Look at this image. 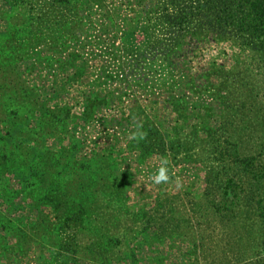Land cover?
I'll use <instances>...</instances> for the list:
<instances>
[{
  "label": "rangeland",
  "instance_id": "1",
  "mask_svg": "<svg viewBox=\"0 0 264 264\" xmlns=\"http://www.w3.org/2000/svg\"><path fill=\"white\" fill-rule=\"evenodd\" d=\"M146 3L83 0L78 10L81 27L75 37L64 41L60 53L47 43L32 53H18L14 72L22 84L18 95L0 101L4 122L0 150L4 145L5 150L25 154L27 161H20L10 173H0V264H220L219 257L226 254L227 237L222 240L213 216L194 219L193 201L205 190L206 164L169 147L147 152L130 135L146 120L158 125L169 140L174 126L184 127V134L193 127H218L223 105L212 87L222 81L220 71L236 72L250 64V53L231 40L203 35L190 44L186 37L177 68H168L162 53L155 61L147 55L136 68L131 64L134 57L122 52V39L126 24L137 18L139 4ZM9 11L10 0H0V34L14 21ZM144 41L139 27L135 44ZM72 54L75 65L69 62ZM263 78L262 74L261 85ZM26 89L31 98L20 95ZM178 99L185 102L186 121L175 111ZM90 101L94 104H89L87 116ZM48 111H59L50 122ZM200 135L206 139L207 133L201 130ZM162 157L170 160L169 174L175 175L169 183L154 185L149 176ZM117 186H124L119 196L123 203L113 196L112 188ZM107 197L110 203L105 202ZM73 198L92 202L80 218L69 202ZM159 198L170 199L175 215L186 220L184 227L203 233L198 248L185 236L158 239L147 230L125 239L122 250L104 258L106 262L89 251L115 240L113 232L104 233V226L122 214L117 213L119 208L125 214L138 213L150 210ZM242 242L248 245V236ZM255 259L242 263L222 259L221 264H264V254Z\"/></svg>",
  "mask_w": 264,
  "mask_h": 264
},
{
  "label": "trees",
  "instance_id": "2",
  "mask_svg": "<svg viewBox=\"0 0 264 264\" xmlns=\"http://www.w3.org/2000/svg\"><path fill=\"white\" fill-rule=\"evenodd\" d=\"M82 7L83 0H10L9 13L15 18L7 32L0 34V101L18 95L21 88V79L14 72L18 53H32L43 43L60 53L64 41L75 37L81 27L78 10ZM139 7L137 18L126 24L127 32L122 39V52L134 57L131 64L136 68L147 55L155 61L161 53L168 58V68H177L187 47L186 37L190 38V44H196L203 35L231 40L250 53V64L236 72L220 71L222 81L212 87L223 105L218 127H193L184 134V127L174 126V137L169 140L158 125L146 120L139 128L147 133L146 139L136 140V144L147 152H161L169 147L174 153H191L204 162L205 190L193 201L194 219L199 216L205 221L212 215L215 224L222 229V240H226L225 235L228 248L224 257H219L221 262L222 259L237 263L255 261L260 253L264 254V78L263 85L260 80L262 74L264 76V0H148ZM139 27L145 33V41L137 45L135 33ZM111 50L114 54L115 48ZM71 58L69 62L75 65V54ZM9 73L14 77H9ZM77 73L80 75L81 70ZM22 94L27 98L32 96L29 89ZM89 104L93 105L94 101L88 103L87 116L91 114ZM184 106V100L178 99L175 111L180 120L186 121ZM58 112L48 111L46 120L50 122ZM2 122L0 120V124ZM201 130L207 133L206 139L201 137ZM3 147L0 173H10L12 167L20 166V161H27L25 154ZM57 190L64 189L58 186ZM123 190L124 186L112 188L115 201L123 203L119 198ZM69 202L73 203L78 218L86 205L92 203L82 198ZM105 202L110 203L111 199L107 197ZM118 212L122 214L112 218L114 223L104 226V233L113 232L116 241L107 240L103 247H89L97 260H108L110 254L122 250L120 244L125 239L139 231L152 230L158 239L173 234L185 236L193 240L195 248L204 240L203 233L196 227L190 231L192 227L183 226L186 220L175 215L167 198H159L150 210L143 208L138 213L128 210L125 214L119 208ZM103 220L109 222V217ZM192 221L193 218L189 220ZM197 224L203 225L200 221ZM246 236L250 243L243 245Z\"/></svg>",
  "mask_w": 264,
  "mask_h": 264
},
{
  "label": "clouds",
  "instance_id": "3",
  "mask_svg": "<svg viewBox=\"0 0 264 264\" xmlns=\"http://www.w3.org/2000/svg\"><path fill=\"white\" fill-rule=\"evenodd\" d=\"M142 127V126H138ZM147 133L144 131H136L131 133L130 138L137 140L139 142L140 140L146 139ZM169 165H170V160L166 157H162L159 161V166L156 168L155 173L149 176V180L151 181L152 184L154 185H160V184H166L169 183L172 180V176L175 175V173H172V176H170L169 172ZM175 184L177 189L182 188V182L180 177H176L175 179Z\"/></svg>",
  "mask_w": 264,
  "mask_h": 264
}]
</instances>
